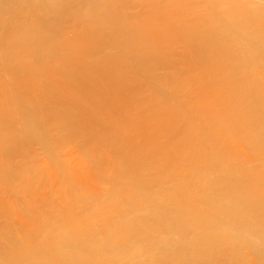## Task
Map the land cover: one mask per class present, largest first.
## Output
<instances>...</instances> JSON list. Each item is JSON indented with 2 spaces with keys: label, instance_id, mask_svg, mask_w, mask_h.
I'll use <instances>...</instances> for the list:
<instances>
[{
  "label": "bare ground",
  "instance_id": "6f19581e",
  "mask_svg": "<svg viewBox=\"0 0 264 264\" xmlns=\"http://www.w3.org/2000/svg\"><path fill=\"white\" fill-rule=\"evenodd\" d=\"M0 5L23 8L24 21L33 27L17 29L28 32L24 46L0 43L4 61L16 63L0 70V264H264L250 226L241 230L232 224L235 217L245 214L252 221L264 211L252 208L264 203V125L240 148L252 157L234 158L236 139L230 136L242 130L241 106L245 113L251 100L249 93L239 97L237 89L230 95V42L236 45L237 39L244 47L246 40H264V0H0ZM97 26L114 27L120 39H132L106 47L139 59L149 51L144 58L159 63L142 75L112 60L115 55L86 62L80 56L87 51L77 40ZM3 34L4 27L0 41ZM42 38L57 42L58 57L46 45L42 54L51 66L30 67ZM168 49L199 64L162 56ZM158 67L164 71L154 77ZM167 86L181 91L173 104L186 117L194 114L190 104L202 108L194 116L201 118L196 126L154 127V118L170 112L151 88ZM143 107L150 109L145 117ZM233 162L241 177L257 183L241 200L230 192ZM199 172L206 173L202 196L164 200L163 191H150L172 177L185 176L178 182L182 186L199 184ZM124 199L125 207L133 205L128 212L107 209ZM191 200L210 206H193ZM33 218L38 225L26 234L29 242L6 259L13 231L20 235ZM231 228L249 235L240 254L230 251ZM183 231H195L196 238L188 240Z\"/></svg>",
  "mask_w": 264,
  "mask_h": 264
},
{
  "label": "rangeland",
  "instance_id": "374dc122",
  "mask_svg": "<svg viewBox=\"0 0 264 264\" xmlns=\"http://www.w3.org/2000/svg\"><path fill=\"white\" fill-rule=\"evenodd\" d=\"M24 17H28L25 10L21 7H15V8H8L5 5H0V33L2 32V28L4 27V34H3V40L0 41V43H5V41H13L17 45L14 47L17 49V47L24 46L26 44L25 39L27 37L28 32L20 31L18 32L17 29H28L33 28L29 23H26L24 21ZM149 24V23H146ZM8 26H15L14 29L10 30ZM38 27V26H37ZM79 26L78 28H80ZM126 29V28H124ZM124 29H120L119 31H123ZM86 30V29H85ZM105 30H110V34L105 33ZM119 32L116 34L114 27H105V26H97L93 29V31L86 30L85 37H82L83 39L77 40L78 43H80L87 51L85 56H80L83 60L86 59V62H89L94 59H103L104 57H108L109 55H115V58L112 60L118 59L124 62L127 67L133 68L134 72H138L140 74H145L149 72L150 68H152L154 65H157L159 62H155L154 60L151 62L144 58V56L148 55L149 51H146L141 59L135 58L132 56H129L125 50H121L119 52H116L114 49L110 47H106L109 44H115L119 43L121 41H131L132 39H120ZM14 36L16 38H14ZM236 42V45L234 42H230L231 48H230V64H234V68L230 70V95H233V91L237 89V95L242 98H246V94L249 93L251 99L249 102L246 101L247 108H245V113L243 112V106L242 108V119L240 127L242 130H233L230 132V136L234 137L236 139V151H233L235 153H232L234 155V158L242 157V156H251L252 151H245L240 150V148L243 146L245 142H248L250 140H253L256 137V133L262 129V125H264V78L262 76V72L260 69H264V53H260L258 51V46L264 45V40L261 41H255L258 44L251 43L249 41H244V47H242L241 42L237 39H234ZM177 40H168V42L174 43ZM48 43V44H47ZM50 45L51 55L53 57H58V52L61 47L57 44V42L51 38L45 39L42 38L38 41V43L35 45L34 48V57L30 59L29 65L32 67L33 64H43L46 63L47 67L49 68L51 66L52 60H46L45 57L42 54V49L46 46ZM264 48V47H263ZM103 49L102 51L98 52L95 56H92L95 51ZM162 56L165 57H175L178 60H181L185 65H188L190 61L193 59L191 58H179L175 53H171V50L168 49L166 52L162 53ZM164 57V58H165ZM159 59V58H157ZM195 59V58H194ZM9 62V58L4 61V50H0V70L8 71L9 64L14 62ZM199 62H202L201 64L206 63V59L203 61L200 59ZM199 63H196V60H193L191 62V65L196 66ZM164 69L156 68L155 70V76L159 77L161 76L160 73H163ZM135 82V81H132ZM151 90L158 96L162 97V104L161 107L167 111L170 112L169 117H162L160 120H156L154 118L152 120V124L154 127H160L164 129H174L180 125V127H186L188 125L196 126L197 123L200 121L201 118L194 117L198 111L199 115L202 111V108L199 107L196 104H190L187 106L189 109L194 111V114H192L190 117H186L183 114V111L179 110L175 107L173 104V101L176 100V98H182V93L178 89H173L172 87H166L161 88L159 91L155 92L153 88ZM255 98H253V96ZM190 101V98L187 99ZM246 105V104H245ZM202 106H205V104H202ZM150 112V109L143 107V110L141 111V117H145ZM146 114V115H145ZM245 173L251 172L250 176H253L254 172L253 169L250 167H246ZM240 168H235V162L230 164V192L233 196L238 197L239 200L242 199L244 195L245 190H250L256 186V180L251 181L249 179V176L247 177H241L240 176ZM206 173H198L195 177L197 179H200L201 182L199 184H188L185 186L180 185L178 182L180 180L186 179L185 176L181 177H172L170 180H166L165 182L154 186L150 191L154 192L155 190H161L164 193L163 199L169 200L173 196L179 197L182 201H185L187 197H199L206 193V191L203 189L204 184V177ZM178 184L180 186H178ZM238 200V201H239ZM120 204L107 208L109 210H117L119 212H128L133 205H129L128 207H125L123 202L124 200L119 201ZM191 204L193 206H201V207H209L210 205L207 202H198V204L191 200ZM247 205V202L245 203ZM257 207L264 208V203L259 204L254 208V210L257 209ZM215 210V208H213ZM10 216L13 218L15 217L14 213H10ZM5 219H10L9 214L4 217ZM222 221H216L211 223V229H215L216 226L221 224ZM233 225H235L237 228L243 230L246 225L250 226L251 235L255 239V252L258 256L263 255L264 256V211L256 213L255 219L252 221H249L245 214L239 217H235L232 222ZM37 220L36 218L31 219L27 226L22 229V232H20V235L17 234L16 231H13L11 238L13 239V242L11 245H9V250L5 255V258L11 256L17 252L20 245L29 242L28 231L37 226ZM237 228H231L230 229V238L233 239V243L230 246V251L234 252L236 254H240L244 252V250L247 248V245L250 243L249 241V235L248 234H242L241 231H238ZM182 236H186L188 240H193L196 238V232L195 231H183ZM4 237V236H3ZM6 237H4L5 239ZM39 243L38 241H33L32 244L35 245ZM257 257L250 258L258 259ZM238 257V255H237ZM245 257V256H244ZM247 257V256H246ZM245 257V258H246ZM8 264V263H7ZM251 264V263H250Z\"/></svg>",
  "mask_w": 264,
  "mask_h": 264
}]
</instances>
